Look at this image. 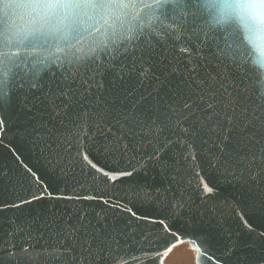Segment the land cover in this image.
Returning a JSON list of instances; mask_svg holds the SVG:
<instances>
[{
  "label": "snow or ice",
  "instance_id": "obj_1",
  "mask_svg": "<svg viewBox=\"0 0 264 264\" xmlns=\"http://www.w3.org/2000/svg\"><path fill=\"white\" fill-rule=\"evenodd\" d=\"M188 17L195 25L192 33L203 43L211 41L217 55L243 74L242 88L211 75L201 79L193 75L183 84L174 83L169 77L179 70L171 65L162 69L163 79L155 76L156 65L149 62L154 49L150 44L141 48V37L160 36L164 30L165 34L174 31L179 38ZM86 37L91 41L85 43ZM121 56H131V66L113 63ZM22 66L24 76L19 77L15 69ZM53 67L61 73V81L55 88H46L42 74L54 75L49 71ZM65 69H75L76 74ZM108 69L115 71L106 80ZM188 71L197 74V66ZM153 78L152 91L141 93L125 110L122 100ZM165 86L174 93L173 103L161 109L159 94ZM17 103L26 113L33 108L36 112L13 126L10 113ZM42 113L47 121L37 119ZM57 120L62 132L55 123L49 126ZM113 127L119 135L113 133L110 143L94 141L90 129L112 133ZM166 129L171 136L161 135ZM9 133L38 147L41 154L47 152L50 174L26 163ZM69 134L79 145L72 158L59 151L62 137ZM144 140L153 148L148 159L162 166L166 161L161 156L173 145L179 148L191 171L187 183L195 181L202 203L221 201L220 210L213 208L210 218L200 212L198 219L190 218L180 229L175 217L185 207L182 202L170 204L162 215L146 216L104 194L61 195L53 190L76 168L92 169L108 184L123 182L134 175L136 166L108 168L90 153L125 155ZM0 145L11 154L9 162L0 156V210L24 209L46 199L99 201L105 206L98 211L78 206L75 223L48 222L45 226L58 243L36 255L59 259L75 254L68 255L75 264H94L97 258L105 264L109 258L112 264H126L113 255L119 231L115 219L126 212L137 221L159 226L157 256H166L187 240L198 254L197 264L201 259L210 264H264V186L260 183L264 179V0H0ZM137 164L144 166L142 161ZM211 173L230 177L238 186L225 195ZM229 216L239 221L234 229L226 226ZM21 251L33 258L28 248ZM6 254L16 257L10 249Z\"/></svg>",
  "mask_w": 264,
  "mask_h": 264
},
{
  "label": "water",
  "instance_id": "obj_2",
  "mask_svg": "<svg viewBox=\"0 0 264 264\" xmlns=\"http://www.w3.org/2000/svg\"><path fill=\"white\" fill-rule=\"evenodd\" d=\"M188 23L182 24L180 27L179 38L177 34L169 32L164 33L161 30L160 36L147 35L141 37V48H147L150 44L153 49V55L150 58V63L155 64L156 67L152 69L155 76H161V71L165 66H174L179 71L169 77V80L174 83L183 84L185 79L192 78L195 75L196 79L206 78L208 75L217 77L219 80L223 78L225 81H230L238 88H242L241 79L243 74L233 67V65L222 56L217 55L211 41L207 43L202 42V38L192 33V17H188ZM158 23V22H154ZM172 23V21H165V24ZM177 24L180 21L177 20ZM197 24H201L197 21ZM147 31V30H146ZM91 37L85 38V43L91 41ZM181 48L189 49L188 52H181ZM148 60V58H146ZM121 61L126 66H131L132 57L127 58L121 56L118 60L114 61L116 65H120ZM193 65L197 66V74H192L188 71ZM145 66H148L146 64ZM19 77L24 76L25 69H15ZM54 75H49V72L42 74V81L46 88H55L56 84L61 81V73L53 67L49 70ZM115 69H108L105 73L107 80L109 74H114ZM66 73L75 75V69H65ZM83 74V70H81ZM30 75V73H29ZM18 77V78H19ZM127 79V77H126ZM161 79L163 77L161 76ZM132 81L137 84L136 77L132 76ZM155 79L145 80L136 89L134 96H129L127 99L122 100L125 110L131 106V102L136 99L141 93L147 94L152 91ZM251 94V93H250ZM174 93L169 90L168 86L160 89L159 98L161 99L160 107L163 109L165 103H173ZM151 100V97L149 98ZM121 103V102H118ZM143 107V105H141ZM36 109L33 108L31 113H26L17 103L11 113L10 117L15 122L28 119ZM151 114V113H149ZM47 121L49 118L47 114L42 113L37 119ZM67 118L65 123H67ZM55 123L56 127L62 132L59 121H50L49 126ZM93 139L96 142L110 143L113 133H116V128L113 127V132H102L100 129L91 130ZM59 134V133H58ZM119 135L118 133H116ZM162 136H171V133L166 129L161 133ZM9 138L13 141V146L18 151L23 153V159L30 166L40 169L45 174H50V165L46 156L47 152L41 154L39 148L20 141L18 138H12L9 133ZM129 138H125L128 142ZM63 143L59 147V151L66 157L72 158L75 156L79 145L76 143L75 138L70 134L67 138H63ZM8 141H5L7 144ZM84 143L88 150L87 145L89 141L85 137ZM255 151V149H253ZM152 145L144 140L142 144H137L134 152H128L125 155L112 156L109 153L91 152L90 155L98 161L101 166L107 165L108 168L120 166L131 169L133 166L137 167V171L132 177L125 178L123 182L117 181L115 185L106 183L104 177L96 174L94 170L85 168L81 170L76 168L69 171L64 175L63 181H57L58 188L53 187L61 195H74V194H104L106 197L111 196L113 200L119 199L121 203H127L140 215L146 216H159L168 211L169 205L176 202H182L185 207L175 217V225L177 228L184 229L186 222L190 218H199V213L203 212L205 218H210L213 215V208L218 212L220 210L221 201H212L202 203V197L195 189V181L192 185L187 183L191 178V171L188 163L179 156V148L175 145L169 152H165L161 159L166 161L165 165H161L158 161L148 159L152 153ZM177 153L172 155V152ZM0 156L3 157L5 162L11 161V154L7 149L0 145ZM200 156L198 155V159ZM137 161L143 162V167L137 164ZM213 180H219V188L225 195L232 192L237 185L236 181L231 178H225L220 173H211ZM243 177V179H246ZM208 179V176H205ZM231 181V182H230ZM261 186H264V179L260 181ZM206 200V198H203ZM78 206H82L89 211L92 209L99 210L105 207L99 201H71V200H43L35 202L30 206H25L24 209H4L0 210V256L4 258V264H75V261L68 258V254L64 257L56 259L52 256H45L42 253L44 249L51 251L58 243L57 238L54 237L52 230L46 228V224L55 219L58 223L68 220L70 223H75L76 212ZM91 206V207H89ZM191 209V211H189ZM109 217V221L115 217ZM131 220V224L128 221ZM115 223L119 229L116 235V243L113 245V255L118 259H123L126 264H164L167 257L157 256L156 252L160 247L159 240V226L152 224L149 221L140 220L129 216L128 213H119V218L115 219ZM239 221L237 218L229 216L226 219V226L230 229L237 227ZM191 231V229H188ZM189 245L191 251L194 252L195 264H197V253L190 241L177 245ZM22 248H28L33 252V258L29 259L26 253H22ZM12 250L16 253L14 259L7 256V251ZM171 253V252H170ZM135 257V259H133ZM94 264H105V260L97 258ZM107 264H112L109 258ZM200 264H210L206 259H201Z\"/></svg>",
  "mask_w": 264,
  "mask_h": 264
},
{
  "label": "rangeland",
  "instance_id": "obj_3",
  "mask_svg": "<svg viewBox=\"0 0 264 264\" xmlns=\"http://www.w3.org/2000/svg\"><path fill=\"white\" fill-rule=\"evenodd\" d=\"M164 264H195L194 252L187 244L178 246L167 255Z\"/></svg>",
  "mask_w": 264,
  "mask_h": 264
}]
</instances>
